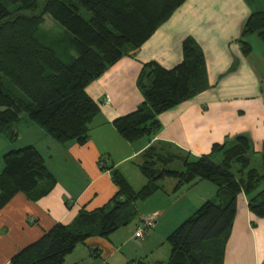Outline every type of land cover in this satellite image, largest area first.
Returning a JSON list of instances; mask_svg holds the SVG:
<instances>
[{
    "label": "trees",
    "instance_id": "16d2710c",
    "mask_svg": "<svg viewBox=\"0 0 264 264\" xmlns=\"http://www.w3.org/2000/svg\"><path fill=\"white\" fill-rule=\"evenodd\" d=\"M185 1L0 0V135L13 141L18 135L15 127L26 119L58 144L85 145L89 125L99 113L86 87L122 57L134 56ZM244 2L250 15L238 42L242 53L248 55L251 46L244 40L247 35L256 33L264 41V9L255 11L251 0ZM45 16L63 31L45 30ZM181 51V62L171 69L156 62L142 65L136 79L141 103L112 122L126 142L149 141L136 162L145 185L134 190L119 170L107 167L116 192L105 205L92 211L81 208L72 222L55 224L16 253L9 264H64L66 256L88 239H108L136 221L137 204L158 192L167 193L161 182L171 179L175 180L172 192L207 181L216 187L217 195L203 202L167 236V260L151 264H222L240 193L247 198L248 210L264 218V172L248 169V138L234 136L197 157L170 143L152 141L162 127L158 119L161 113L209 88L199 45L187 37ZM213 155L219 156L218 163L213 162ZM2 160L0 208L18 193L36 202L56 185L53 173L32 145L8 151ZM261 160L264 171V152ZM176 163L181 164V170L171 169ZM234 165L239 167L238 176L231 171ZM127 264L149 263L139 260Z\"/></svg>",
    "mask_w": 264,
    "mask_h": 264
},
{
    "label": "crops",
    "instance_id": "0c3cea01",
    "mask_svg": "<svg viewBox=\"0 0 264 264\" xmlns=\"http://www.w3.org/2000/svg\"><path fill=\"white\" fill-rule=\"evenodd\" d=\"M249 15L244 0H186L134 56L122 57L86 87L99 113L89 125L88 141L83 146L58 144L24 119L23 128L42 139L44 150L32 137L26 143L38 150L50 170L54 169L56 185L36 202L18 193L0 208V264H9L16 253L55 224L72 222L81 208L92 211L105 205L116 192L107 167L119 170L134 190L145 185L136 162L149 141L142 138L126 142L112 122L141 103L136 79L142 65L156 62L165 69L175 67L182 60L181 44L187 37L193 38L203 52L209 88L161 113L158 119L162 127L152 141L170 143L197 157L209 154L214 144L243 135L254 152L262 154L264 58L259 59L252 51L244 55L238 42ZM0 142L4 147L0 155L13 148L2 136ZM54 159L58 163L50 162ZM172 189L149 198L150 202L159 199L161 203L153 202L144 212L138 210L136 221L119 228L108 239L94 237L78 245L64 264H127L139 260L151 264L152 260L168 258L167 236L187 215L217 195L216 187L207 181L176 192ZM179 209L182 213L175 217ZM146 216L156 217L154 227L142 238H134L139 218ZM222 264H264V218L248 210L243 193L236 199Z\"/></svg>",
    "mask_w": 264,
    "mask_h": 264
},
{
    "label": "rangeland",
    "instance_id": "374dc122",
    "mask_svg": "<svg viewBox=\"0 0 264 264\" xmlns=\"http://www.w3.org/2000/svg\"><path fill=\"white\" fill-rule=\"evenodd\" d=\"M184 4V3H183ZM182 6V5H181ZM251 6L252 8L255 10V11H261L264 9V0H251ZM43 27L45 28V30H48V31H52V32H62L63 29L57 24L55 23L49 16H45V20H44V25ZM244 40L246 42H248L251 46V51L253 52V55L258 57L259 59L261 58H264V41L261 40L260 36H258L256 33L254 34H250V35H247ZM2 82L8 86L9 88H11V84H9L10 82L6 79V78H3L2 79ZM23 117L25 118V115L23 114ZM24 119L17 125V127H15V129H17L18 131V135H17V138L14 139L13 141L12 140H9L7 139L6 137H4L3 135H0V137L2 136L3 139L8 143V145H12V149H9L8 151L10 150H17V149H20V148H23L25 146H28L29 143H26V139H28V137H32V139L34 140V144H36L38 146V148H40V150H44V149H41V146H45V143L42 142V139H39V136L31 133L30 131L26 130L25 128H23V123H24ZM29 122V121H28ZM34 125V124H33ZM36 126V125H35ZM36 129L37 130H41L38 126H36ZM28 131V132H27ZM42 131H40L41 133ZM44 133V132H42ZM251 143V142H250ZM4 148L3 145L1 144L0 142V150ZM252 150L254 151V148L252 146V143H251V151L249 152V159H250V164H249V167L248 169H256L258 170L259 172H264L263 171V167H262V154L260 153H255V152H252ZM6 151V152H8ZM43 152V151H42ZM5 153H3L2 155H0V172L1 170L3 169V160H2V157ZM218 155L220 156V153H218ZM218 156V157H219ZM214 159V158H213ZM56 162L58 163L57 160H52L50 161L51 163L52 162ZM47 162V161H46ZM45 162L46 166L48 165L47 163ZM215 163H218V159H214ZM50 163V164H51ZM50 166V165H49ZM48 168V166H47ZM51 168V167H50ZM49 169V168H48ZM171 169L173 170H181L182 167H181V164L180 163H176L175 165L171 166ZM237 169H239V167L237 165H234L231 169V171L236 175L238 176L239 174L237 173ZM50 170V169H49ZM51 170H54L51 168ZM50 170V171H51ZM247 171V170H246ZM52 172V171H51ZM53 173V172H52ZM55 173V172H54ZM54 175V174H53ZM55 176V175H54ZM161 184L163 185L164 189L166 191H170L173 186L175 185V180H166L164 182H161ZM261 188H264V182L262 183V186ZM214 199V198H213ZM212 200V199H210ZM153 202H155L156 204H160L161 201L158 199V200H152L150 202V200L146 201V202H139L137 204V208L138 210L141 212H144L146 208H149V206L153 205ZM152 203V204H151ZM194 212V211H193ZM182 213V209H179V211H177L174 215H176L175 217H178V214H181ZM192 214V213H191ZM191 214L187 215L190 216ZM185 217L184 220L187 218ZM184 220H182L175 228H177ZM174 228V229H175ZM152 229V228H151ZM151 229L147 230V231H150ZM173 229V230H174ZM146 231V232H147ZM150 233V232H149ZM135 238V237H134ZM142 238V237H141ZM167 247L168 244L166 243ZM162 254V253H161ZM165 257H162V260L161 261H166V259H164ZM152 262H155V261H150V263Z\"/></svg>",
    "mask_w": 264,
    "mask_h": 264
},
{
    "label": "built area",
    "instance_id": "2783aa9c",
    "mask_svg": "<svg viewBox=\"0 0 264 264\" xmlns=\"http://www.w3.org/2000/svg\"><path fill=\"white\" fill-rule=\"evenodd\" d=\"M155 221L156 217L154 216L142 217L141 221L138 223L136 231L134 232V237L141 238L145 231L154 227Z\"/></svg>",
    "mask_w": 264,
    "mask_h": 264
}]
</instances>
